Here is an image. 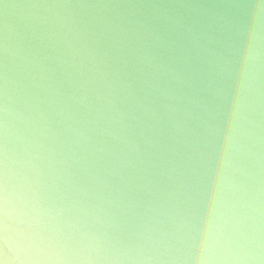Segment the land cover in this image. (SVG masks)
Segmentation results:
<instances>
[{"label":"clouds","instance_id":"9594fccd","mask_svg":"<svg viewBox=\"0 0 264 264\" xmlns=\"http://www.w3.org/2000/svg\"><path fill=\"white\" fill-rule=\"evenodd\" d=\"M0 264H264V0H0Z\"/></svg>","mask_w":264,"mask_h":264}]
</instances>
